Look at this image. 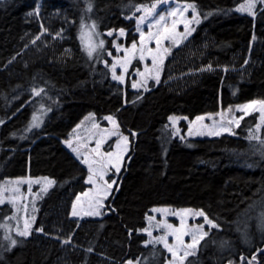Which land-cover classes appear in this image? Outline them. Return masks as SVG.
I'll list each match as a JSON object with an SVG mask.
<instances>
[{
    "label": "trees",
    "instance_id": "obj_1",
    "mask_svg": "<svg viewBox=\"0 0 264 264\" xmlns=\"http://www.w3.org/2000/svg\"><path fill=\"white\" fill-rule=\"evenodd\" d=\"M39 1L0 0V183L21 176L56 183L35 204L33 228L43 232L16 236L20 243L9 248L0 228V264H164L162 245L145 246L148 237L136 231L146 227L153 207L203 209L218 225L185 264H264V125L257 133L258 115L243 117L234 135L202 139L173 136L168 121L264 99V5L252 16L238 11L245 0H172L194 2L200 23L182 46L171 48L159 84L142 92L130 88V76L142 68L138 58L125 85L112 80L105 66L111 65L112 39L104 33L124 28L130 44L135 5L154 0H41L37 9ZM81 18L95 21L105 41L91 59L80 38ZM46 22L53 24L49 34L58 28L66 37L33 43ZM34 88L42 91L33 95ZM88 113L98 122L109 114L117 118L130 137L131 159L106 201L108 213L78 221L68 213L87 188V170L62 141ZM33 114L39 127L28 129ZM180 128L187 126L181 122ZM249 128L259 140L247 138ZM12 213L1 206L0 224ZM69 236L67 244L57 239Z\"/></svg>",
    "mask_w": 264,
    "mask_h": 264
},
{
    "label": "snow or ice",
    "instance_id": "obj_2",
    "mask_svg": "<svg viewBox=\"0 0 264 264\" xmlns=\"http://www.w3.org/2000/svg\"><path fill=\"white\" fill-rule=\"evenodd\" d=\"M257 3L264 4V0H245L244 4L238 6V10L246 11L249 15L254 16L255 13L253 9L256 7ZM159 4H169V0H154L151 7L142 4L135 5V8L142 10L143 13L141 16L133 17L136 21V32L139 34L138 41L133 38L131 44L127 46L117 43L116 40L112 41L117 53L121 50L123 51V56H113L111 65H108L107 62H105V66L108 67L111 72L112 80L117 81L120 84H124L126 73L129 71V66L132 64L134 59L138 58L140 63L144 65V71L141 72L139 68L135 69L137 78L132 80L131 86L133 89L143 88L147 91L149 88V80H153L156 83L160 82L161 71L164 66L165 58L171 51V46L179 45L181 40L186 39L188 35H191L194 29L190 25L200 23V15L194 2L185 3L183 7L169 6L167 11L159 12V15L156 16L154 13L157 9V5ZM86 7L90 11L92 8L91 3L86 2ZM189 9H191L190 17L186 16ZM149 17H151V20H149ZM168 18H171V20ZM146 20H149L147 31L141 28V25L144 24ZM181 24L183 25V32L178 31V26ZM41 31H44L43 26L41 27ZM114 31H118L120 35L125 34V29L120 28L118 30L109 29L107 31V35H113ZM99 36L100 33L96 30L95 21H92L91 24H85L83 18H81L80 38L82 44L84 45L83 50L90 59L93 58V53L97 52L98 49H104L105 41L103 39H98ZM85 38H87V43H85ZM253 39H255V37H253ZM166 42L168 43L166 44ZM153 44L155 45L154 47L151 46ZM108 55L111 56L112 53L109 52ZM148 60L151 61L150 64L145 63ZM245 63H248V61L245 60ZM117 67H119V74H117L116 71ZM32 91L33 95H36L38 91L42 90L34 88ZM136 98L139 99L140 97L137 96ZM235 107L241 111L243 115H233L226 124H218L214 121L213 125L209 126L202 123L205 118L204 116H196L189 122L187 135L219 136L224 132L229 135H234L235 133L232 131L233 127H239L240 121L251 111H258L260 113V119L257 122L256 128L259 130L261 124H264V99H253L245 104H237ZM119 110L120 109H117V111ZM224 111L227 110H222L220 113H206L205 115L209 118L214 115H220L223 119ZM92 116L93 113H88V116L84 119L87 120ZM103 119L108 122L109 127H101L99 123L93 122L91 129H87V140H94L95 147L89 148L86 141L81 142L74 147L71 140V133L69 134L70 138L68 140L62 141V143L71 149L79 163L86 166L87 175L84 177V183L91 185L90 188H86L84 191L76 194L75 199L72 200L71 211L68 213L69 216L96 217L104 214L102 211V209L105 208L104 201L109 196L115 183L111 177L107 180L105 177L113 169L116 173L121 171L126 154L131 150L130 137L129 135H125L120 130L121 126L118 123L117 118L114 115L109 114L104 116ZM177 119L179 118L171 115L168 117V120L173 122L172 126L173 129H175L172 133L173 136L177 135L179 131L176 129L175 125V121ZM185 119H187V117H185ZM83 122L84 121L82 120L79 124H77L72 131L75 132L76 129L80 128ZM0 123H3V121H0ZM33 127H39V122L37 121L35 114H33L32 121L29 122L28 129ZM28 129H26V131ZM129 131L131 138L134 139L137 137L136 131ZM248 132L249 136L247 138L249 140H259V137L252 133L251 128L248 129ZM109 137H117V139L111 146V150L102 151L101 147L105 141L109 139ZM77 139H80L79 136ZM180 139L183 140L184 137L181 136ZM259 142L261 144V148L264 149V140H259ZM81 149H87V151L82 152ZM127 159H131V157L128 156ZM25 183L28 185L27 193L21 192L20 189V185ZM34 183L40 185L39 189L35 192L32 189V185ZM55 183L56 181L48 176H21L17 177L14 184L10 187L0 185V204H3L7 199V201L12 205L14 211L17 210L18 202L25 204V216L22 218V227L20 226V218L15 216L10 218L6 216L5 220L17 219V225L14 229H12L9 225L0 224V228H7L9 231H14L17 236L22 238L29 237L33 231L38 233L43 232L42 226L33 228V223L36 220V217L27 213L26 202L28 196L30 195L32 199V210L33 212L36 211L35 201L40 198L41 194L46 193ZM111 210L115 211V209ZM151 212L153 214L160 213L159 219H157L155 215L145 214L144 218L148 222L147 226L136 229V231L143 232L149 237V239L142 241L145 246L151 243L153 245V249L155 250V246L160 244L163 246L165 251L170 254L171 259L166 257L164 264H185L187 257L195 255L197 245L202 239H204L205 236L208 235V233L203 230L204 225H208L209 228L218 227V225L209 218L205 211L199 208H179L172 211L168 207H153ZM168 215H175L179 219V224L169 223L166 219V216ZM188 216L203 217V223L189 224L187 219ZM261 226H264V214H262L261 217ZM153 229L161 232L162 234L153 236ZM128 231L131 233L132 229H129ZM169 237H171V242H169ZM185 237H190V239L186 242ZM4 239L9 241V248L20 243V241L9 235L8 232L5 233ZM57 239L60 240L61 244L70 243V236L66 239L59 237H57ZM86 251L91 252L92 249L88 248ZM257 251H260V249H257ZM252 259H256L255 253L253 254ZM125 264H132V261H126Z\"/></svg>",
    "mask_w": 264,
    "mask_h": 264
},
{
    "label": "rangeland",
    "instance_id": "obj_3",
    "mask_svg": "<svg viewBox=\"0 0 264 264\" xmlns=\"http://www.w3.org/2000/svg\"><path fill=\"white\" fill-rule=\"evenodd\" d=\"M40 2H41V0L39 1V3H38V8L37 9H39V7H40ZM245 3V2H244ZM243 3V4H244ZM185 3H179V2H176V1H172V0H169V4H159V5H157V9H156V11H155V13H154V15H156V16H158L159 15V12H162V11H167V9H168V7L169 6H171V7H183V5H184ZM260 3H257V5H256V7L259 5ZM152 5V4H151ZM151 5H148V7H151ZM262 5H264V4H262ZM256 7L253 9V11L255 12V10H256ZM239 11V10H238ZM239 12H243V13H247L246 11H239ZM143 13H142V10H139V12H138V16H141ZM248 14V13H247ZM36 15L38 16L39 15V11H37L36 12ZM137 16V17H138ZM186 16H188V17H190L191 16V9H189L188 10V12L186 13ZM169 20H171V18H168ZM149 20H151V17H149ZM149 20H146L145 22H144V24H142L141 25V28L143 29V30H145V31H147V25H148V22H149ZM46 25H48L46 28H44V31H42V33H40L39 35H37L36 37H35V39H34V41H33V43H35V42H37L38 44H43L44 43V41H46L47 39H52L53 41L54 40H58V41H62L65 37H66V34H65V31L64 30H60V29H58V28H56L55 29V32L57 33V35H51V34H49L48 33V29L50 30V26H52L53 24H50L49 22H46ZM194 25H195V23L194 24H192V25H190L192 28L194 27ZM53 27V26H52ZM178 31H180V32H183V25L181 24V25H179L178 26ZM107 37H110L111 39H112V41L113 40H116L117 41V43H119V44H123V45H125V46H127V44H126V39H127V33H126V31H125V34L124 35H120L119 34V32L118 31H114L113 32V35H111V36H109V35H107V32H105L104 33ZM133 34H135L136 35V39H137V41H138V39H139V34L136 32V21H135V27H134V30H133ZM189 36L190 35H188L187 36V38L186 39H183V40H181V43L179 44V45H172L171 46V48L172 47H180V46H182L186 41H187V39L189 38ZM255 42V40L253 39V41H252V44ZM85 43H87V38H85ZM168 42H166V44H167ZM131 44V43H130ZM83 45V44H82ZM129 45V44H128ZM152 47H154L155 45L153 44V45H151ZM83 47H84V45H83ZM112 48H113V52H112V55L110 56L109 55V58H110V60H111V63H112V58H113V56H116V55H120V56H123V51L121 50L119 53H117L116 52V49H115V47L113 46V44H112ZM169 55V54H168ZM168 55L166 56V58H165V61H166V59L168 58ZM135 60V59H134ZM133 60V61H134ZM132 61V62H133ZM145 63H147V64H150L151 63V61L150 60H148V61H146ZM165 63V62H164ZM130 67V66H129ZM163 68H164V66H163ZM163 68H162V70H163ZM116 71H117V74H119V67H117V69H116ZM141 72H143L144 71V65L142 64V68H141V70H140ZM161 74H162V71H161ZM126 78H127V73H126V76H125V82H126ZM137 77H136V73L134 72V74H132L131 76H130V88L132 89V90H134V91H142V92H145V90L143 89V88H138V89H133L132 88V80L133 79H136ZM160 79H161V76H160ZM115 82H117V81H115ZM118 83V82H117ZM151 83H153V84H155V85H157V84H159V83H156L155 81H153V80H149V86H150V84ZM120 84V83H119ZM121 85H125V83L124 84H121ZM149 89V88H148ZM243 104H245V103H243ZM222 110H225V109H220L217 113H220ZM227 111H224V113H223V119L221 118V116L220 115H214V116H212L211 118H209L208 116H206L205 114L204 115H202V116H204L205 118H204V120H203V124H206V125H209V126H212L213 125V122L215 121V122H217L218 124L219 123H224V124H226L227 123V121L229 120V119H231V117L234 115V116H242L243 115V113L241 112V111H239L238 109H236V107H232V108H228V109H226ZM253 113H256L257 115H258V120L260 119V113L258 112V111H251L248 115H250V114H253ZM247 115V116H248ZM245 117V116H244ZM179 119H177L176 121H175V125H176V129H178L179 131H178V133H177V136H178V138H180L181 136H183L184 137V139L185 138H200V139H202V138H216V137H219V136H222V135H229L228 133H226V132H224V133H221V135H219V136H208V135H203V136H200V135H195V136H190V135H187V132H188V128H189V122L191 121V120H189V119H185V117H178ZM193 120V119H192ZM83 124H81V127L80 128H78V129H76V131L75 132H71V140H72V144H73V146L75 147V146H77L79 143H81V142H85L86 141V143H87V145H88V147L89 148H91V147H95V141L94 140H87V136H88V132H87V129H91V125H92V123L93 122H96V123H99V125L101 126V127H109V124H108V122L106 121V120H102L101 122H98V120H96L93 116L92 117H90V118H88L87 120H85V119H83ZM169 121V120H168ZM181 122H183V123H185L186 124V126H187V129L185 130V131H182V129L180 128V123ZM241 122V121H240ZM169 123H170V125L172 126L173 125V122L172 121H169ZM262 125H264V124H261V127H262ZM195 127V126H194ZM261 127H260V129H261ZM172 128H173V126H172ZM237 127H233V129H232V131L234 132L235 131V129H236ZM260 129L258 130L257 128H256V132L257 133H259V131H260ZM175 130V129H174ZM79 136V140L77 139V137ZM70 138V137H69ZM68 138V139H69ZM111 138H114L115 140L117 139V137H109V139H111ZM67 139V140H68ZM109 139L107 140V141H105V143L102 145V147H101V150L103 151V147H104V145L109 141ZM114 143H115V141H114ZM64 144V143H63ZM64 146L73 154V156L75 157V155H74V153L71 151V149L69 148V147H67L65 144H64ZM81 151L82 152H84V151H87V149H81ZM129 153V152H128ZM128 153L126 154V157H127V155H128ZM125 160H126V158H125ZM125 160L123 161V164H122V168H123V165H124V163H125ZM79 162V161H78ZM83 167H85L86 168V166H84V165H82ZM86 170H87V168H86ZM122 170V169H121ZM121 172V171H120ZM120 172L119 173H116L115 172V170L113 169V170H111L109 173H108V175L105 177V179L107 180V179H109V177H111V179L112 180H114L115 181V183H114V185H113V189L110 191V194H109V196L107 197V199L110 197V195L113 193V191H114V189H115V186H116V181H117V177H118V175L120 174ZM15 180H16V178H14V179H10V180H6V181H4V182H2V183H0V185H3L4 187H10V186H12L13 184H14V182H15ZM87 185V188H90L91 187V185L90 184H86ZM39 187H40V185L39 184H33L32 185V189H33V191L35 192V191H37L38 189H39ZM20 189H21V192H23V193H27L28 192V185L25 183V184H21L20 185ZM39 194V193H38ZM6 195H7V193H6ZM41 196V195H40ZM107 199L104 201V203H105V208L104 209H102V211H103V215H101V216H96V217H90V216H78V217H72V216H70L72 219H75V220H78V221H81V220H83V219H85V218H101L102 216H104V215H106L107 213H108V209L106 208V201H107ZM38 200V199H37ZM36 200V201H37ZM36 201H35V204H36ZM27 213L28 214H31V215H34L35 216V211L33 212V210H32V199H31V196L29 195L28 196V199H27ZM4 205H8V206H10L11 208H12V210H13V207H12V205L7 201V199L5 200V202L3 203V204H0V207L1 206H4ZM159 208V207H158ZM168 208H170L172 211H175L177 208H171V207H168ZM149 215H155L156 216V218L157 219H159V217H160V213H155V214H153L152 212H151V210H150V214ZM13 216H15V217H17V218H20V226L22 227L23 226V217L25 216V204L24 203H21V202H18L17 203V210H13V213H12V215L10 216V218L11 217H13ZM166 219H167V221L169 222V223H174V224H179V219L175 216V215H168V216H166ZM188 223L189 224H192V223H203V217H192V216H188ZM147 224H148V222H147ZM147 224H146V226H147ZM5 225H9L12 229H14L15 227H16V225H17V219H8L7 220V222L5 223ZM212 229H216V228H209L208 227V225H204V231H206L207 233H209V231L210 230H212ZM6 232H8V234L9 235H11L14 239H16V233L14 232V231H9L7 228H2V237L4 238V235H5V233ZM141 233H143V232H141ZM143 234H145V233H143ZM160 234H162L161 232H159V231H157V230H155V229H153V236H156V235H160ZM146 235V234H145ZM147 236V235H146ZM148 237V236H147ZM206 237V236H205ZM204 237V238H205ZM148 239H149V237H148ZM190 239V237H185V241L187 242L188 240ZM203 240V239H202ZM201 240V241H202ZM200 241V242H201ZM169 242H171V237H169ZM199 245V244H198ZM198 245H197V248H198ZM163 247V246H162ZM197 248H196V250H197ZM196 250H195V252H196ZM168 254V259H171V257H170V254L169 253H167ZM188 258V257H187ZM128 261H130V260H128ZM245 263H247V264H250V262L249 261H244ZM244 262L243 261H240V263L239 264H244ZM125 264V263H124ZM132 264H136V262H134V261H132Z\"/></svg>",
    "mask_w": 264,
    "mask_h": 264
}]
</instances>
